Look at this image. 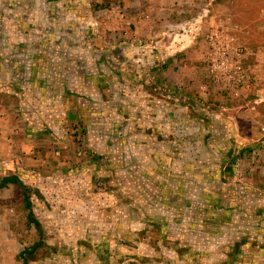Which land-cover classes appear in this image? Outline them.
Wrapping results in <instances>:
<instances>
[{"label": "rangeland", "instance_id": "rangeland-1", "mask_svg": "<svg viewBox=\"0 0 264 264\" xmlns=\"http://www.w3.org/2000/svg\"><path fill=\"white\" fill-rule=\"evenodd\" d=\"M261 15L0 0V264H264Z\"/></svg>", "mask_w": 264, "mask_h": 264}, {"label": "trees", "instance_id": "trees-1", "mask_svg": "<svg viewBox=\"0 0 264 264\" xmlns=\"http://www.w3.org/2000/svg\"><path fill=\"white\" fill-rule=\"evenodd\" d=\"M11 184L19 185L23 189V195L25 197L26 209L29 211L28 220L31 223H34L36 228L39 230V232H41L40 225H39L38 221L33 217L32 205L29 201V197H28L24 183L18 177L5 178L0 184V190L8 187Z\"/></svg>", "mask_w": 264, "mask_h": 264}, {"label": "crops", "instance_id": "crops-1", "mask_svg": "<svg viewBox=\"0 0 264 264\" xmlns=\"http://www.w3.org/2000/svg\"><path fill=\"white\" fill-rule=\"evenodd\" d=\"M261 14V13H260ZM256 23L258 25H263L264 24V16L261 15L260 18L257 19ZM262 37H264V34L262 35ZM12 185V184H11Z\"/></svg>", "mask_w": 264, "mask_h": 264}]
</instances>
